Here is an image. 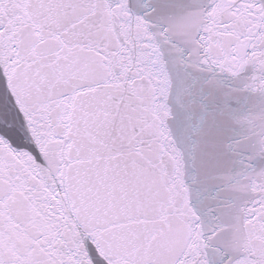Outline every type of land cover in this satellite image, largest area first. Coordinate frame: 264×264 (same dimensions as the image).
Returning <instances> with one entry per match:
<instances>
[{
  "label": "snow or ice",
  "instance_id": "1",
  "mask_svg": "<svg viewBox=\"0 0 264 264\" xmlns=\"http://www.w3.org/2000/svg\"><path fill=\"white\" fill-rule=\"evenodd\" d=\"M0 264H264V0H0Z\"/></svg>",
  "mask_w": 264,
  "mask_h": 264
}]
</instances>
